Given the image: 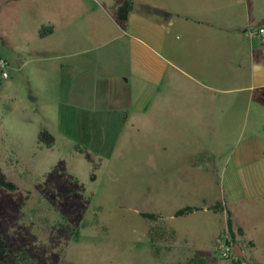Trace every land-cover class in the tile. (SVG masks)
Instances as JSON below:
<instances>
[{"label": "rangeland", "instance_id": "rangeland-1", "mask_svg": "<svg viewBox=\"0 0 264 264\" xmlns=\"http://www.w3.org/2000/svg\"><path fill=\"white\" fill-rule=\"evenodd\" d=\"M182 4L180 16L188 25L209 23L219 43L233 42V34L224 33L227 28L246 25L256 35L258 27L250 24L264 20V0ZM70 6L71 0H0V58L8 62V77L0 74V168L17 187L13 192L0 187V238L8 249L27 255L0 257V264H191L200 257L206 264H230L233 258L221 260L217 247L226 234H220L226 231V210L213 213L207 207L225 200L241 224H250L256 201L244 197L230 203L224 197L227 186L233 195H242L243 186L237 179L222 181L227 176L222 164L235 159L249 135L219 130L206 141L209 135L198 121L202 116L192 121L187 116L216 110L212 114L221 122L222 90L238 72L233 55L225 49L206 53L199 36L178 32L174 43L180 45V60L192 70L173 79L169 69L161 85L151 88L148 102L133 101L106 118L92 100L61 101L55 78L60 61L29 62L32 52L52 43L39 37L41 27L60 30L63 10ZM245 43L248 50L249 40ZM262 44L255 40L256 46ZM248 56L247 51L237 55L246 87L251 85ZM205 67L210 76H204ZM201 78H207L208 87L199 84ZM263 92L244 93L245 113L258 109L248 97H264ZM77 110L92 116L87 133L76 122ZM146 110L159 114H148L150 122L143 124ZM42 131L53 137L51 147L39 141ZM247 189H254L250 178ZM187 206L200 210L174 216ZM248 234L253 235L251 228Z\"/></svg>", "mask_w": 264, "mask_h": 264}, {"label": "crops", "instance_id": "crops-1", "mask_svg": "<svg viewBox=\"0 0 264 264\" xmlns=\"http://www.w3.org/2000/svg\"><path fill=\"white\" fill-rule=\"evenodd\" d=\"M122 1L71 0V6L63 10L61 29L53 26L52 33L43 38L50 40L51 45L32 52V59L29 62L39 63L42 59L60 61L57 72L59 74L57 76L55 74V78L59 79L61 101L69 105L92 100L99 103L98 110L103 111V117L107 118L112 112L125 109L126 106V108L130 107L133 101L148 102L150 93L152 91L154 93L151 88L161 85L169 69L173 70L171 71L173 79L176 75L185 73L187 69L192 70L191 64L188 65L180 60V45L174 43L178 32L186 34L190 39L199 36L202 40L200 46L206 53L219 49L229 50L233 55L230 61L235 62L234 69L238 72L230 86L222 90L226 96L224 95L219 110L222 114L221 122L218 123L216 116L212 114L217 112L216 110L207 111L205 115L191 113L187 118L192 121L202 116L203 119L197 120L203 127L202 132L209 135L205 137L206 141L207 139L210 141L211 135L219 130L224 134L249 135L235 159H227L222 164V173L225 176L227 174L222 181L230 183L232 179H237L243 186L242 195H233L228 185L227 195L224 197L230 198V203H234L233 199L244 197L256 201L248 227L241 224L235 218V214L227 209L225 200L220 204L226 213L229 212L234 227L242 230L241 237L237 238L241 251L240 263L245 259L249 264H262L261 261H264V156L258 157V153L264 151V113L261 112L264 109V97L260 95L255 97V94L249 96L248 104H254L258 109L249 110L248 114L244 111L246 103L244 93L249 89L251 91L264 89V45L262 44L263 47L255 45V40L261 41L260 36L257 32L256 35H251L246 30V25L236 27L234 30H230L229 27L224 33L227 35L232 33L233 42H228L226 39L223 43H219L215 41L214 34L209 30V23H197L194 20L188 25V18L183 19L180 16V7L186 0H132L133 9L127 20L121 21L117 9ZM225 20L226 25L230 23L228 19ZM262 23L264 20L250 25L264 28ZM246 39L249 40L248 50L243 46L246 44ZM246 51L251 64L249 82L251 85L247 87L242 85V76L239 73L242 63L237 57ZM230 68L232 69L231 65ZM210 75L211 71L208 73L205 67L204 76ZM201 79L199 84L208 87L207 78ZM190 80L196 82L197 78L192 76ZM263 94L264 92L261 95ZM128 112L126 111L127 114ZM148 114L153 116L159 113H153L151 110L142 111L143 124L150 122ZM183 114L187 113L175 115L174 121ZM163 115L160 117H164ZM124 116L128 117L126 114ZM91 117L82 110H77L76 122L78 125L83 123L82 128L84 131L86 129L85 133L88 132V127L91 128L89 125ZM80 118L83 119L81 122ZM111 123L113 124L114 121L111 120ZM212 163L213 161L210 166ZM187 164L192 166L194 159L187 160ZM249 178L253 182V191L247 189ZM249 228L253 230L252 236L248 234ZM223 232L225 230L220 234ZM199 259L205 261L201 257Z\"/></svg>", "mask_w": 264, "mask_h": 264}, {"label": "trees", "instance_id": "trees-1", "mask_svg": "<svg viewBox=\"0 0 264 264\" xmlns=\"http://www.w3.org/2000/svg\"><path fill=\"white\" fill-rule=\"evenodd\" d=\"M132 9H133L132 0H123L117 9L119 20L126 21ZM52 31H53V26H42L41 29L39 30V37L44 38L47 35L51 34ZM39 141L44 143L47 147H51L54 142V139L46 131H42L39 134ZM0 187L10 192L17 190V187L15 186V184L7 180L1 168H0ZM199 210L200 208L187 206V207L177 210L174 216L175 217L185 216V215H189ZM209 210L213 211L214 213H217L223 210V207L221 206L220 203H216L215 205L209 207ZM141 216L145 219L152 220V221H156L157 219V217L153 214H141ZM225 232L230 237V239L233 241L234 245L239 246L237 238L241 237L242 230L240 228L234 227L233 222L230 218L229 212L227 213ZM10 255L12 257L16 256L18 258L27 257L24 251L13 252L12 250L8 249L5 241L2 238H0V257H8ZM240 259H241L240 256H234L230 264H241ZM191 264H206V262L198 258L196 260H193Z\"/></svg>", "mask_w": 264, "mask_h": 264}, {"label": "built area", "instance_id": "built-area-1", "mask_svg": "<svg viewBox=\"0 0 264 264\" xmlns=\"http://www.w3.org/2000/svg\"><path fill=\"white\" fill-rule=\"evenodd\" d=\"M264 45V28L259 27L257 31ZM8 66V62L0 58V74L2 78H7V72L5 69ZM234 243L227 234L222 235L217 241L218 255L221 260H230L234 255Z\"/></svg>", "mask_w": 264, "mask_h": 264}, {"label": "water", "instance_id": "water-1", "mask_svg": "<svg viewBox=\"0 0 264 264\" xmlns=\"http://www.w3.org/2000/svg\"><path fill=\"white\" fill-rule=\"evenodd\" d=\"M262 24H264V23H262ZM234 255L235 256H241V251L239 250V246L238 245L234 246Z\"/></svg>", "mask_w": 264, "mask_h": 264}]
</instances>
